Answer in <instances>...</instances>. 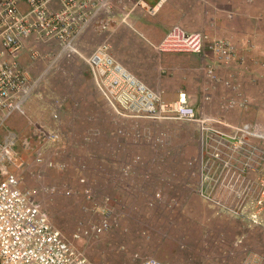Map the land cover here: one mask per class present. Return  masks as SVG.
Returning <instances> with one entry per match:
<instances>
[{
	"label": "rangeland",
	"instance_id": "1",
	"mask_svg": "<svg viewBox=\"0 0 264 264\" xmlns=\"http://www.w3.org/2000/svg\"><path fill=\"white\" fill-rule=\"evenodd\" d=\"M233 14H239L238 18ZM160 16L162 28L180 23L189 30L221 37L210 32L230 31L236 25L246 30L250 22L256 31L258 17H264V0H175L174 8L167 7ZM221 17L225 26L217 27L215 20ZM151 22V16L141 20L145 28L156 27ZM132 25L136 23L132 21ZM105 41L136 76L146 82L136 73L140 71L148 79L155 78L152 69L161 54L142 44L129 25L113 22L102 31L90 29L82 37L81 50L90 53ZM245 42L247 48L240 54L244 58L236 49L232 61L225 63L228 69H218L221 79L238 85V94L227 85L211 82L204 68H199L201 57L175 55L198 66L197 73L192 70V94L198 96V105L194 104L210 118V126L242 134L246 148L254 151L252 159L247 151L240 153L231 162L235 167L214 182L217 187L209 194L201 192L203 147L196 124L124 119L98 90L80 56L59 62L43 80L40 92L44 98L34 97L37 102H32L42 110L37 125L55 129L51 125L59 123L61 143L51 144L44 156L64 162L66 167L35 162L40 139L35 128L26 125L27 118L20 130L12 129L20 137L13 150V166L23 186L33 190L52 223L89 264H136L149 256L163 264H264V52L254 56L247 52L250 42ZM54 46L37 44L47 58L29 68L31 77L41 73ZM29 59L24 55L23 64L28 65ZM146 83L155 89L150 81ZM206 93H213L212 98L207 100ZM232 96L239 100L235 106L229 105ZM60 104L58 111L56 105ZM27 111L31 114L26 105L22 114ZM55 112L58 120L52 117ZM137 131L152 138H138ZM88 190L98 200L107 194L116 202L113 214L104 221L108 227L102 235L76 240L73 234L78 227L102 222L83 194ZM237 190L247 197L245 210L239 213L222 205L231 204Z\"/></svg>",
	"mask_w": 264,
	"mask_h": 264
},
{
	"label": "built area",
	"instance_id": "2",
	"mask_svg": "<svg viewBox=\"0 0 264 264\" xmlns=\"http://www.w3.org/2000/svg\"><path fill=\"white\" fill-rule=\"evenodd\" d=\"M167 1L156 0L153 5L147 0H0V264H89L87 257L52 223L33 190L23 186L13 166V150L20 137L7 127L11 116L24 112V107L34 97L44 98L40 85L63 60L82 57L98 90L124 119L178 120L196 124L203 147L200 169L203 194L217 187L214 182L235 167L231 162L238 160L240 153L247 151L252 159L254 151L246 148L242 134L210 126V118L199 112L186 92H180L175 100L168 102L163 90L150 87L114 56L108 41L98 44L90 53L81 50L82 37L90 29L102 31L113 22L129 25L128 19L134 12L151 15ZM38 43L55 46L41 73L31 77L29 68L47 58L37 49ZM151 45L164 55H214L215 60L212 59L206 68L211 82L227 85L238 94V85L221 79L218 74L222 63H229L236 54V46L229 38H213L206 32L189 30L174 23L160 42ZM24 55L30 57L28 65L22 62ZM238 102V97L232 96L229 105L235 106ZM61 106L56 105L58 111ZM53 118L58 120L59 113H53ZM58 125L55 129H47L49 126L37 125L32 119L29 121L40 139L35 162L64 169V162L47 160L44 156L46 148L60 140ZM134 134L138 138H152L140 131ZM77 193L81 194V191ZM83 194L102 222L98 221L90 228L78 227L73 234L76 240L102 235L108 227L104 221L113 214L116 202L107 194L98 200L91 190ZM246 198L237 190L231 198L234 204L232 201L222 205L237 213L243 212ZM262 201L261 197L257 199L258 203ZM136 264L163 262L149 256L140 258Z\"/></svg>",
	"mask_w": 264,
	"mask_h": 264
},
{
	"label": "crops",
	"instance_id": "3",
	"mask_svg": "<svg viewBox=\"0 0 264 264\" xmlns=\"http://www.w3.org/2000/svg\"><path fill=\"white\" fill-rule=\"evenodd\" d=\"M147 1L153 5L156 3V0H147ZM174 6H175V0H168L154 14L149 15V14L144 13V12H142V13L141 12H134L130 16V18L128 19L129 20V26L131 27V29L133 28V31L135 32L137 39L142 44L150 45L153 48V46L151 45L152 43H158L161 41V39L164 37L166 31L169 28V27H167V29H165L166 27L162 28L161 21H164V20L161 19V16H160L161 11H163L167 7H171L173 9ZM233 15H235V14H233ZM149 16L153 17V22L160 25L159 28H158L157 24H154L156 27H154L152 25H148L147 28H145V26L142 25L141 20L143 21L146 17H149ZM238 16H239V14H238ZM238 16L235 15V17H237V18H238ZM237 18H236V20H238ZM258 19H259V21L257 23L258 29L256 31H252L255 28H254V25L250 22L249 27L251 29L248 28L246 30H242L238 25H236V27H234L235 29L231 28L230 31H228L227 29L226 30L221 29L220 31H214L215 33H213V32H210V33L215 34L216 36L229 38L232 42H234L236 49L238 51L239 57H243V58H244V56H241L240 54L243 52V50H246V48H247L245 41L246 40L249 41L250 42L249 47H250L251 51L248 48L247 52H254L253 55L255 56L256 55L255 52H257V54L260 52H264V17L259 16ZM132 21H134L136 23L135 26L132 25ZM233 21L234 20H232L231 22H233ZM153 22H151V23L153 24ZM225 22H226V20L223 17H221V19L215 20V25L217 27H223V26H225ZM163 25L167 26L166 23H163ZM248 55H251V54H248ZM198 57L202 58V63H203V64H201V66H199V68L201 69L203 67L205 71L207 68V64L213 58H215V56L210 54V53L206 54L205 56L200 55ZM158 58H159L158 59L159 62H157V66L155 67L153 65V69H152V73L156 74L155 78L148 79L140 71H138V72L136 71V73H138L141 77H143L144 80H146V82L150 81V83L153 84L152 86L156 90H163L164 91V97L168 102L175 100L178 97V94L180 92H186L191 103H193V104L195 103L198 105V102H197L198 96H195V97L193 96V94H192L193 90H192V86H191V82H192L191 81V79H192L191 75H193L192 70H193V72H195L196 69L199 70L198 66H196L193 63L191 65V63H190L191 61L187 60L185 57L183 58L182 56L161 54L158 56ZM196 59H198V58H196ZM255 59H257V58H255ZM213 60H215V59H213ZM233 61H234V59H233ZM234 62L236 65L237 62L236 61H234ZM243 62H244V59H243ZM227 64L222 63V66H225L224 68L228 69ZM230 65H233V64H230ZM233 67L231 68V71L234 69ZM195 73H197V72H195ZM186 75H188L189 77L188 76L186 77ZM187 78H188V82L186 80ZM189 81H190V83H189ZM207 95L210 98H212L213 93H206L205 96H207ZM36 97H38V96H36ZM35 99L36 98H34L33 100H35ZM33 100L27 104V110H30L31 114L27 111V113L29 115L27 113L22 114V112H17L16 114L12 115L10 120L7 122L8 128L13 129V130H20L19 128L22 125L21 122L23 121L25 123V118H27L30 121V117H33L35 122L37 123V121L39 119L38 117H39L40 112L42 110L35 108L36 105H34L33 103L37 102V100H35L34 102H33ZM200 103H203V100ZM29 121H28V123L26 122V125L29 124ZM54 126H56V123L53 124V127ZM55 144H57V145L61 144L60 140Z\"/></svg>",
	"mask_w": 264,
	"mask_h": 264
}]
</instances>
